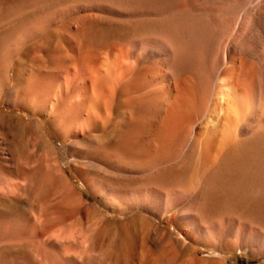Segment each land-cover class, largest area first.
<instances>
[{"label": "bare ground", "instance_id": "bare-ground-1", "mask_svg": "<svg viewBox=\"0 0 264 264\" xmlns=\"http://www.w3.org/2000/svg\"><path fill=\"white\" fill-rule=\"evenodd\" d=\"M9 4L0 99L6 92L13 111L0 112V128L13 150L45 148L0 192L29 190L30 174L42 171L58 187L53 204L85 205L60 157L68 141L95 202L158 221L171 214L175 230L131 215L122 248L99 253L91 235L109 214L83 226L77 213L48 228L42 206L32 229L0 221V245L36 250L0 255V264H182L170 243L158 245L164 235L193 246L184 264H237L226 250L264 264V0ZM199 245L213 250L203 255Z\"/></svg>", "mask_w": 264, "mask_h": 264}, {"label": "rangeland", "instance_id": "rangeland-1", "mask_svg": "<svg viewBox=\"0 0 264 264\" xmlns=\"http://www.w3.org/2000/svg\"><path fill=\"white\" fill-rule=\"evenodd\" d=\"M7 1H8V5H6ZM7 1L4 4L5 6H2L3 8L0 7V12H1L0 20H2L0 21V31L2 29L7 28L9 25L8 23H10L9 21L10 19L3 18L4 19L3 21V19L1 18L4 14L2 13V11L5 12V9L7 10V8L10 6L9 3L11 2V0H7ZM11 111L13 110L7 105L6 92H5L4 95L0 99V112H11ZM20 113L23 116H27L26 115L27 113L25 111L17 110V114H20ZM13 117H16V115L13 114ZM46 126H47V129L50 128L49 125H46ZM53 138L59 144L62 143V141H60V139L56 137V135H53ZM11 140L12 139L8 137L7 133H5L4 130H1L0 128V190H2V185L5 183L6 180H9L10 178L15 177L17 175L24 176L25 168L22 165L37 161L39 154L45 148V144L40 143V145L35 149L34 152L30 154H25V152L23 151L16 150V149L13 150L12 148L13 142ZM69 146H70V143L68 141L65 143H62L60 157L66 163L68 167L67 168L68 172L69 170L72 172L71 175L73 176V178L74 179L76 178L78 183L82 186V189H84V192L87 195V199H86L87 203L79 207H70L67 205V203L53 204L52 200L55 197V195H57L58 187L45 181L43 172L38 171L36 173L30 174L36 180L33 187H30L29 190L28 188L26 189L22 188L23 189L22 192L20 190L22 194L19 192V194L9 193L10 195L9 194L4 195L2 192H0V221L1 222L5 223L6 225H9L10 222H13L14 224H18L21 226L23 225V228L25 226L26 229L27 228L32 229V227H34V223H32L33 217L36 216L40 212V209L42 208V206H44L43 207V209L45 208L44 217H45V220L46 219L48 220L47 221L48 223L45 221V226L47 225L46 227L48 228L56 227L57 225L62 223V221H64V219H66L68 216H72L74 214L75 215L79 214V216L81 217L80 218L81 224L83 226H86V225H90L96 218H98L100 215L103 214V212H105L109 214L110 217L106 218L103 221V224L100 227V229L91 235V238H93L92 240L90 238L91 240L90 243H91V248H92L91 250H94L99 253L101 252L106 253L108 251L110 252L112 251L113 253L117 249L122 248L124 242L128 240L124 222L125 220H129L131 215H134L135 219L137 218V220L140 218L139 220L140 221L142 220V222H144V224L148 227L151 224V219L158 221L156 217L146 218V215H142V213H139V212L137 213V210L135 209L125 208L123 210H113L111 208H104L98 202H95L92 199L90 192L83 186L81 179L77 176V174L74 171L72 159L68 157ZM9 151H13L14 162H11V160L8 159L9 157H8L7 152ZM126 181H128L127 183H137L138 180L130 181L129 179H127ZM1 193L4 196H2ZM81 219H83V221H81ZM170 219H171V214H166L164 217H162L158 221L163 227H165L169 231V233L175 230L173 223L170 222ZM114 231L117 232V235L115 237H113ZM145 239L147 241H151L150 237H147ZM166 242L170 243L173 246V249H175L176 251V255H178V253L180 252L179 253L180 256L178 257L182 264H184V259L187 258L194 251V248L192 245L181 244V242L176 240L172 235L162 236L160 241L158 242L159 243L158 245L166 243ZM26 243H29V242H26ZM26 243L23 242L21 244H3V245L1 244L0 245V253H1L0 255L9 256L11 254H19V253L20 254L25 253L26 256H28L29 254L34 255L36 252L35 245L34 244L32 245L30 243L26 244ZM15 245H18V246L16 247ZM180 245L182 246V248ZM198 247L200 249V253L203 255H206L212 252L213 250L212 248L203 246V245H199ZM224 253L227 254V256H229L232 260H237V264H256L257 262L260 261L259 258L249 256L245 251L235 252L233 250H228V251L226 250L224 251Z\"/></svg>", "mask_w": 264, "mask_h": 264}]
</instances>
